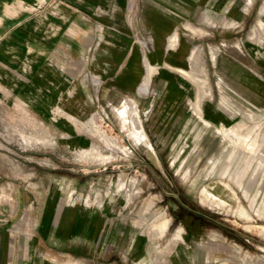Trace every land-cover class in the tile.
I'll return each instance as SVG.
<instances>
[{
	"label": "rangeland",
	"instance_id": "374dc122",
	"mask_svg": "<svg viewBox=\"0 0 264 264\" xmlns=\"http://www.w3.org/2000/svg\"><path fill=\"white\" fill-rule=\"evenodd\" d=\"M175 26L167 52L154 33L117 41L133 89L92 74L47 114L0 96V234L37 239L49 211L85 223L51 244L68 264H264V0H193Z\"/></svg>",
	"mask_w": 264,
	"mask_h": 264
},
{
	"label": "crops",
	"instance_id": "0c3cea01",
	"mask_svg": "<svg viewBox=\"0 0 264 264\" xmlns=\"http://www.w3.org/2000/svg\"><path fill=\"white\" fill-rule=\"evenodd\" d=\"M172 1L179 3L178 11L163 7ZM153 3L154 7L160 4L158 22L149 26ZM192 15L193 0H0V96L22 101L31 114H47L55 106L68 112L64 106L70 99H80L92 74L95 80L126 81L130 85L126 88L133 89L137 81L133 74L125 79L118 74L128 52L122 53L117 41L154 33L144 42L155 38L167 52L169 37L165 35L175 29V22ZM137 17L140 22L135 21ZM103 66L116 67L107 79H102ZM99 87L100 83L95 84L93 91ZM50 221L49 217L45 228L39 223L37 239L21 241L15 236L14 243L10 234L1 233L0 264H68L64 259L70 258L71 252L54 249L51 244L65 242L67 246L78 240L85 223L78 225L75 220L69 224L64 219L55 228Z\"/></svg>",
	"mask_w": 264,
	"mask_h": 264
},
{
	"label": "bare ground",
	"instance_id": "6f19581e",
	"mask_svg": "<svg viewBox=\"0 0 264 264\" xmlns=\"http://www.w3.org/2000/svg\"><path fill=\"white\" fill-rule=\"evenodd\" d=\"M172 45H170V47H171ZM151 72H152V67L150 66V67H147V74H146V79H144V80H142V82L140 83V84H147V85H149V83H150V76H151ZM179 72L180 73H182L183 75H185L186 77H188V78H190V75L187 73V72H185V71H183V70H179ZM192 79V78H191ZM196 80H193V82L194 83H196L195 82ZM197 84V83H196ZM198 84H199V86H200V83L198 82ZM144 87V86H143ZM142 89V88H141ZM189 102V101H188ZM130 105V104H129ZM197 107V106H196ZM198 109V108H197ZM131 110V109H130ZM129 110V111H130ZM199 111V110H198ZM133 112V111H132ZM131 113V112H130ZM201 113V112H200ZM136 114V113H135ZM135 117V116H134ZM201 117V116H200ZM128 123V122H127ZM133 126H134V124H133ZM218 129H220V128H218ZM223 129V128H222ZM220 132H221V130H219ZM139 132V131H138ZM219 132V133H220ZM141 133V132H140ZM222 133H223V135H224V138H228L229 140H230V144H232L233 146H237V145H240V146H244V145H246V141H245V139L244 138H242L241 136H238L237 134H235V133H233V132H231L230 131V129H227V131L225 132V130H224V132L222 131ZM221 134V133H220ZM100 136V135H99ZM98 138V137H97ZM227 140V139H226ZM224 188V190H225V187H223ZM208 190H210V188H206L205 190H202L203 191V194L204 195H208L209 194V191ZM227 191V190H226ZM57 193V192H56ZM229 194H230V192H228ZM48 219H49V211H47L46 212V215H45V217H44V223H43V226H46V224L48 223Z\"/></svg>",
	"mask_w": 264,
	"mask_h": 264
}]
</instances>
